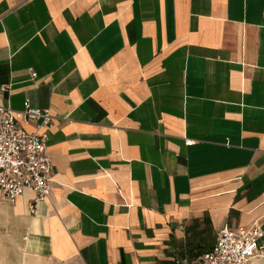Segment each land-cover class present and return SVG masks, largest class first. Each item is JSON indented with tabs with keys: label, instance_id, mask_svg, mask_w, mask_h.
Segmentation results:
<instances>
[{
	"label": "crops",
	"instance_id": "obj_1",
	"mask_svg": "<svg viewBox=\"0 0 264 264\" xmlns=\"http://www.w3.org/2000/svg\"><path fill=\"white\" fill-rule=\"evenodd\" d=\"M26 99L54 172L0 193V264H200L224 226L264 233V0H0V105Z\"/></svg>",
	"mask_w": 264,
	"mask_h": 264
},
{
	"label": "built area",
	"instance_id": "obj_2",
	"mask_svg": "<svg viewBox=\"0 0 264 264\" xmlns=\"http://www.w3.org/2000/svg\"><path fill=\"white\" fill-rule=\"evenodd\" d=\"M50 121L48 110L31 106L27 99L17 112L0 105V193L9 202H14L25 190L34 193L33 202L48 194L54 168L47 152L46 130L28 131L21 122L47 128ZM191 143L185 140L186 145ZM263 234L255 223L224 226L218 230L211 250L203 253L199 262L253 264L264 257Z\"/></svg>",
	"mask_w": 264,
	"mask_h": 264
},
{
	"label": "rangeland",
	"instance_id": "obj_3",
	"mask_svg": "<svg viewBox=\"0 0 264 264\" xmlns=\"http://www.w3.org/2000/svg\"><path fill=\"white\" fill-rule=\"evenodd\" d=\"M253 264H264V257L261 259H256L253 261Z\"/></svg>",
	"mask_w": 264,
	"mask_h": 264
}]
</instances>
